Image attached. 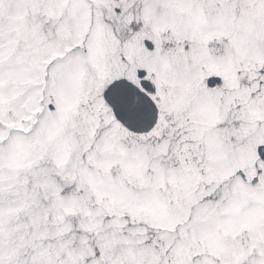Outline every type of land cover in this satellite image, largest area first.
<instances>
[{
	"label": "snow or ice",
	"instance_id": "6c2138e0",
	"mask_svg": "<svg viewBox=\"0 0 264 264\" xmlns=\"http://www.w3.org/2000/svg\"><path fill=\"white\" fill-rule=\"evenodd\" d=\"M0 264H264V0H0Z\"/></svg>",
	"mask_w": 264,
	"mask_h": 264
}]
</instances>
